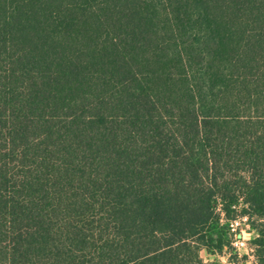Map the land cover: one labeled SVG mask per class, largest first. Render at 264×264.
Instances as JSON below:
<instances>
[{
	"label": "trees",
	"instance_id": "1",
	"mask_svg": "<svg viewBox=\"0 0 264 264\" xmlns=\"http://www.w3.org/2000/svg\"><path fill=\"white\" fill-rule=\"evenodd\" d=\"M241 218L264 264V0H0V264H213Z\"/></svg>",
	"mask_w": 264,
	"mask_h": 264
},
{
	"label": "rangeland",
	"instance_id": "2",
	"mask_svg": "<svg viewBox=\"0 0 264 264\" xmlns=\"http://www.w3.org/2000/svg\"><path fill=\"white\" fill-rule=\"evenodd\" d=\"M231 231L234 237L233 249H226L222 254H209L204 250L202 251L203 257L207 261L213 262V264H239L240 262L252 264L255 256L251 250L250 240L254 236V232L251 230L246 218H241L234 222V227L232 226ZM236 252L239 254L238 257L235 255ZM244 254L247 255L246 258L241 257Z\"/></svg>",
	"mask_w": 264,
	"mask_h": 264
},
{
	"label": "built area",
	"instance_id": "3",
	"mask_svg": "<svg viewBox=\"0 0 264 264\" xmlns=\"http://www.w3.org/2000/svg\"><path fill=\"white\" fill-rule=\"evenodd\" d=\"M236 221H238V220H236ZM236 221H235V222H236ZM232 226L234 227V223H232Z\"/></svg>",
	"mask_w": 264,
	"mask_h": 264
}]
</instances>
